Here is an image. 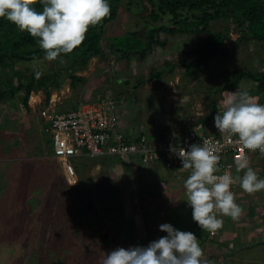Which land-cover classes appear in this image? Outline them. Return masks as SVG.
<instances>
[{
	"label": "rangeland",
	"instance_id": "1",
	"mask_svg": "<svg viewBox=\"0 0 264 264\" xmlns=\"http://www.w3.org/2000/svg\"><path fill=\"white\" fill-rule=\"evenodd\" d=\"M144 10V0H123L119 16L105 25L104 54L92 56L85 68L79 66V59L73 64L63 57L43 61L39 77L55 71L61 85L54 88L50 84V103L59 104L60 109L70 108L88 90L93 92L88 98H94L95 92L108 93L130 110L133 100H138L146 119L138 115L132 124L121 128L131 138L140 131L149 138L179 133L187 126L183 122L189 116L195 115L200 121L210 112L213 102L217 109H224L228 91H247L255 102L263 103L264 94L254 80L243 77L232 83L236 70H264V42L243 38L232 19L228 23L222 18L211 21V31H223L226 24L229 29L221 50L210 57L208 66L194 74L188 73L181 61L195 57L191 49L205 43V33L161 32L159 38L166 43L153 44L143 58L138 53L123 56L113 51L108 36H123L134 30L144 40L138 47H143L147 41L144 20H149ZM42 59L43 55L24 60L15 68L27 79L34 72L33 61ZM72 72L86 80L71 83ZM152 72L159 76L151 75ZM7 77L18 85L15 72L0 69V91L8 88L4 83ZM24 95L25 91L20 90L14 96L6 94L0 98V264H100L101 249L107 252L117 246L147 245L166 235L159 229L161 223L169 222L193 232L195 227L190 222H180L181 216L171 214L174 207L163 199L167 190L164 186L179 188L186 173L181 179L174 174L168 176L171 170L167 168L140 166L138 160L139 167H134V163L117 157H88L76 160L78 182L70 183L63 166L53 156L50 135L43 130L39 111L45 103V91L32 90L29 107L23 102ZM121 95L128 97L122 100ZM249 162L264 178V154L253 153ZM233 171L237 179L243 174V170L237 173L236 167ZM181 193H177L179 198ZM255 196L262 205L264 189L248 193L239 186L235 200L241 213L256 207L249 203L255 201ZM184 198L185 194L177 205L180 212L188 213L190 206ZM259 213L258 229L249 214H241L234 221L224 216L220 229L229 232L224 233L225 240L202 244L203 240L197 237L204 257L212 264H264V208ZM249 239L258 242V247L256 251L243 252L241 247Z\"/></svg>",
	"mask_w": 264,
	"mask_h": 264
},
{
	"label": "clouds",
	"instance_id": "2",
	"mask_svg": "<svg viewBox=\"0 0 264 264\" xmlns=\"http://www.w3.org/2000/svg\"><path fill=\"white\" fill-rule=\"evenodd\" d=\"M39 2L41 10L34 6V0H0V18L14 23L21 31H27L44 50L43 59L34 60L32 64L37 77L42 74L43 61H52L61 54L72 52L85 39L89 26L96 25L110 14L109 0ZM126 97L128 96L121 95L122 100ZM224 104V110L217 111L214 116V125L218 131L229 136L235 135L243 148L259 150L264 154V103L255 102L247 91L236 89L228 91ZM167 134L155 138L163 139ZM169 150L178 156L183 169L190 170L183 186L193 221L200 228L214 233L223 226L224 216L237 220L242 209L231 190L233 176L228 171L218 174L220 157L215 147L205 142L192 143L187 150L169 145ZM137 160L140 161L139 158H132L128 162L139 167ZM74 162L76 165V160ZM158 163L171 171L177 170L164 162L150 165L141 162L139 165L152 167ZM134 167L131 169H136ZM235 167L237 171L243 170L239 179L240 187L245 192L253 193L264 189V178L259 177L250 166L243 149L235 160ZM159 229L166 235L149 241L147 245L137 244L127 248L117 246L107 252L101 249L100 264H212V261L204 257L194 232L178 229L169 222L161 223Z\"/></svg>",
	"mask_w": 264,
	"mask_h": 264
},
{
	"label": "trees",
	"instance_id": "3",
	"mask_svg": "<svg viewBox=\"0 0 264 264\" xmlns=\"http://www.w3.org/2000/svg\"><path fill=\"white\" fill-rule=\"evenodd\" d=\"M122 1L109 0L110 14L96 25H90L85 34V39L72 52L61 54L57 58H67L68 64H73L79 59V66L85 68L92 56L103 55L104 49L102 41L104 39L105 25L119 16ZM144 4V16L149 17V20H144L147 41L144 42L142 48L138 47L144 41L139 37L138 30L129 31L123 36L112 34L108 38L113 51H119L123 56L138 53L143 58L146 55V50L153 44L158 43L164 45L166 43L165 40L159 38L161 32L170 34L193 32L197 35L205 33V43L201 47L191 49V53L195 57L190 60L181 61L185 70L190 74H194L199 72L203 66H208L210 57L218 53L222 48L229 24L224 26L223 31H211L210 24L215 19L222 18L226 23L232 19L243 38H253L264 42V0H144ZM34 6L37 10H41L42 8L39 0H34ZM166 18L169 20L165 21ZM113 36H116L114 40L112 38ZM43 52L44 50L39 47L36 38L31 36L27 31L19 30L14 23L0 18V69H5L7 72L13 71L19 77L18 85L13 83L12 78L7 77L5 79L4 83L8 88L0 91V98L6 94L14 96L18 91L24 90L23 102L29 107L28 97L31 91L42 89L45 91L46 97L45 103L41 108L50 104V96L52 94L50 84H53L52 86L54 88L61 87L60 82L56 79V72L44 74L41 77H37L33 72L25 79L22 77L21 70L19 72L15 68L19 62L40 57L43 55ZM151 75L159 76L155 72H152ZM243 77L254 80L256 82V88L264 94V70L256 72L246 69L236 70L232 77V83H238ZM70 78L73 84L77 80H86V77L77 75L74 72L70 74ZM99 94L101 93L97 94L96 92L94 98L98 97L97 95ZM87 98L85 94L83 99L71 103L70 108L67 109H60V105L58 104L55 106V111L59 112L76 108L81 101ZM216 109L217 104L213 102L210 112L203 117V121L208 123ZM44 128L45 121L43 119V130ZM185 220H180V222H190L191 227H195L193 232L201 241L203 240L202 244L220 241L219 237L222 235L221 229L216 233H211L200 228L193 219ZM7 254L9 256V252ZM24 256L20 257L23 259Z\"/></svg>",
	"mask_w": 264,
	"mask_h": 264
},
{
	"label": "built area",
	"instance_id": "4",
	"mask_svg": "<svg viewBox=\"0 0 264 264\" xmlns=\"http://www.w3.org/2000/svg\"><path fill=\"white\" fill-rule=\"evenodd\" d=\"M97 96L84 99L71 110L57 112L55 105L51 102L39 111L45 121L44 130L52 140L53 156L63 166L70 183L78 182L74 161L88 157H117L128 161L139 158L146 165L164 162L170 168L184 170L188 176L190 170L181 167L180 159L175 153L170 152L169 145H177L187 150L192 143L207 142L215 147L220 157L218 174L225 171L232 174L231 190L236 197L240 179L235 177L233 171L235 160L241 149L249 160L251 155L259 150L243 148L237 136H229L227 133L222 134L218 131L214 125V116L217 111L224 109H217L208 123L199 122V119L193 115L189 116L185 128L183 126L179 133H168L163 139L149 138L141 132L131 138L121 130L123 126L120 124L119 114L123 101H119L108 93Z\"/></svg>",
	"mask_w": 264,
	"mask_h": 264
},
{
	"label": "crops",
	"instance_id": "5",
	"mask_svg": "<svg viewBox=\"0 0 264 264\" xmlns=\"http://www.w3.org/2000/svg\"><path fill=\"white\" fill-rule=\"evenodd\" d=\"M92 89H97V87H92ZM90 90H88V93L90 94V93H93V92H89ZM95 92V91H94ZM96 93V92H95ZM94 93V94H95ZM99 93H101V92H99ZM89 94H86V97L87 96H90ZM97 94H98V92H97ZM83 95V92H82V90H81V96ZM128 95V94H127ZM80 98H78L77 100H79ZM136 99V98H135ZM133 101H135V103H133V107H131V110L128 108L129 106H126V105H124L123 107H121V113L119 114V116H120V124L122 125V126H129V124H132V121L133 120H135L136 118H139V116H141V119H146V117H143V113H145L144 112V110H141V109H139V106H140V108H141V105L139 104V102H137L136 100H133ZM76 102V101H75ZM131 103H129V105H130ZM138 106V107H137ZM142 112V113H141ZM142 114V115H141ZM139 115V116H138ZM183 120V119H182ZM184 124H185V121L183 122ZM144 127V126H143ZM144 129H146L145 127H144ZM152 137H159V135H155V136H152ZM160 138V137H159ZM251 158V157H250ZM104 161V160H103ZM20 167H21V165H20ZM153 167V169H155V168H157V169H159L160 170V168H162V169H165L166 167L165 166H163L162 167V164H160V163H158V164H156V165H154V166H152ZM133 168V167H132ZM153 169L151 170V171H148V175H150L151 174V172L153 171ZM133 170V169H132ZM258 173V172H257ZM174 174V176L175 177H178V178H181L182 179V176L185 174V171L184 170H173V171H171V172H168V176H171L172 177V175ZM240 174V173H239ZM22 179V178H21ZM164 179V178H163ZM162 179V180H163ZM183 179H185L184 177H183ZM22 181H23V179H22ZM147 182H148V180H147ZM163 182V181H162ZM149 183V182H148ZM149 186H150V184H149ZM171 186V185H170ZM170 186H169V184H167L166 186H164L165 188H167V190H165V192H166V194L163 196V199H164V201H165V203L166 202H168L172 207H174V211L172 210V212H171V214H175V216L177 217V215L178 216H181L180 217V219L181 220H183V219H187V220H190V219H192V210H191V207H190V210H189V212L187 213V211H185L184 213L181 211L180 212V210H181V207H180V205H177V204H179V202H180V199H181V197L183 196V194H185V189H184V186H183V184L179 187V188H177V189H172V188H170ZM151 187V186H150ZM158 188H159V186H157ZM159 190H161V189H159ZM182 192L181 194H182V196L179 198L178 197V195H177V193L178 192ZM186 195V194H185ZM256 197L257 196H255V201H249V203H254L253 204V206L255 207V205H256V207L254 208V209H252V211H250V212H248V211H246V209H245V212L244 213H241V214H245V215H247L248 216V214H249V216H250V218H252V221H253V223H254V226H255V228L256 229H258V226L260 227V223H258V212H260L261 213V211H262V209L264 208V203H262V205H259L260 204V201H258V199H256ZM184 199H186V198H184ZM177 201V203L175 204V202ZM247 201V200H246ZM173 202H174V205H173ZM186 203H187V201H186ZM247 203H248V201H247ZM242 204H244V203H242ZM245 204H246V202H245ZM245 204H244V206H245ZM168 205V204H167ZM177 205V206H176ZM166 210V209H165ZM247 212H248V214H247ZM252 213H254L253 214V217H252ZM259 213V214H260ZM187 215V216H186ZM263 215H264V213H263ZM182 217H183V219H182ZM249 218V219H250ZM263 218H264V216H263ZM262 218V219H263ZM233 220V219H232ZM232 220H230V222L232 221ZM234 221V220H233ZM262 222H264V219L262 220ZM239 224V223H238ZM224 233H225V235H227L229 232H227V229H225L224 231H222V237H220V239L219 240H225L224 239ZM232 234V233H231ZM229 235V234H228ZM198 237V236H197ZM255 240H257V239H255ZM258 244V242L256 243V241H254L253 239H249V240H247V242H246V244H244V246L243 247H241L242 249H243V252L244 251H249V250H251V249H256L258 246H256ZM256 251V250H255ZM254 251V252H255ZM245 257V259L247 258V255L246 256H244ZM254 258H256V257H252V259H254ZM257 259V258H256Z\"/></svg>",
	"mask_w": 264,
	"mask_h": 264
}]
</instances>
